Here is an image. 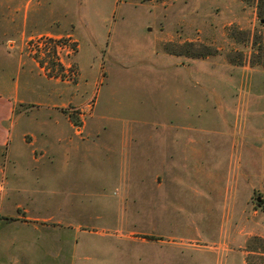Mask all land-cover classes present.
Segmentation results:
<instances>
[{
	"label": "rangeland",
	"instance_id": "374dc122",
	"mask_svg": "<svg viewBox=\"0 0 264 264\" xmlns=\"http://www.w3.org/2000/svg\"><path fill=\"white\" fill-rule=\"evenodd\" d=\"M259 8L2 0V44L73 105L16 108L0 264H264Z\"/></svg>",
	"mask_w": 264,
	"mask_h": 264
},
{
	"label": "crops",
	"instance_id": "0c3cea01",
	"mask_svg": "<svg viewBox=\"0 0 264 264\" xmlns=\"http://www.w3.org/2000/svg\"><path fill=\"white\" fill-rule=\"evenodd\" d=\"M1 4L2 0H0V15H1ZM2 34V30H0V36ZM14 39H8V44L3 45L2 40L0 39V150L6 149V147L11 148L14 138H18V127L19 122L23 118V114L17 115L16 108L21 105H27L33 102H36L38 105H45L44 107H50L53 109H62L67 108L71 105L70 100L66 101L67 103L61 104L62 93L60 92L59 86L70 85V83L61 84L60 82H49L46 81V85H48L49 90H46L43 87L39 90V87L31 86L29 82V78L32 79L34 76L33 69H29V65L32 64L27 61L22 54L18 53V49L16 50V45L13 41ZM172 66V62L170 60V69ZM40 77V76H39ZM170 78V77H169ZM42 81L44 78L42 77ZM164 82V81H163ZM166 82V81H165ZM172 84V78L171 82ZM64 94H67V91L64 90ZM32 97V101L30 99ZM35 96V97H34ZM186 96L184 99L189 98L188 93H184ZM189 103V102H188ZM47 104V105H46ZM189 106V105H188ZM21 139V136H20ZM19 140V138H18ZM75 157V156H74ZM47 157L43 156L42 158L33 159L36 164L45 162ZM48 158V159H53ZM12 157H7L6 163L12 162ZM69 159L71 157L69 156ZM74 159V158H73ZM17 160H21L23 162V158ZM58 161V160H57ZM23 169V167H21ZM35 169V170H34ZM31 172L42 173L45 177H55V172H47L45 174L44 170H40L39 166L35 167ZM2 172V169L0 170ZM9 167L6 164L4 166V177L0 178V217L3 215V212L15 211L14 208L10 207V205L5 204V200L8 196L9 191V180H8V172ZM22 172H24L22 170ZM49 174V176L47 175ZM40 175L37 176L39 178ZM60 176V172H57L56 177ZM41 177V176H40ZM43 177V178H44ZM23 182V180H22ZM24 183V182H23ZM54 186V185H53ZM22 193H28L26 190H23ZM15 194H13L14 197ZM12 198V197H10ZM16 211L18 210L19 205H16ZM6 216V215H5Z\"/></svg>",
	"mask_w": 264,
	"mask_h": 264
},
{
	"label": "trees",
	"instance_id": "16d2710c",
	"mask_svg": "<svg viewBox=\"0 0 264 264\" xmlns=\"http://www.w3.org/2000/svg\"><path fill=\"white\" fill-rule=\"evenodd\" d=\"M258 3L260 5V8H259V14L260 16L263 18V12L264 11V8L262 6H264V0H258ZM211 54H206V53H203V54H199V55H194L192 56V58H200V59H204V58H208ZM149 239H152V238H149Z\"/></svg>",
	"mask_w": 264,
	"mask_h": 264
},
{
	"label": "water",
	"instance_id": "95a60500",
	"mask_svg": "<svg viewBox=\"0 0 264 264\" xmlns=\"http://www.w3.org/2000/svg\"><path fill=\"white\" fill-rule=\"evenodd\" d=\"M260 201H261V199H260V198H258V199H257V202H260Z\"/></svg>",
	"mask_w": 264,
	"mask_h": 264
}]
</instances>
